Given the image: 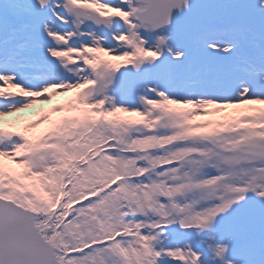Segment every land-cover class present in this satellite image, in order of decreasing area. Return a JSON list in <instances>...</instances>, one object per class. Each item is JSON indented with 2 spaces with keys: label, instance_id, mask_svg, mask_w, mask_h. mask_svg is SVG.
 Masks as SVG:
<instances>
[{
  "label": "snow or ice",
  "instance_id": "snow-or-ice-1",
  "mask_svg": "<svg viewBox=\"0 0 264 264\" xmlns=\"http://www.w3.org/2000/svg\"><path fill=\"white\" fill-rule=\"evenodd\" d=\"M0 264H264V0H0Z\"/></svg>",
  "mask_w": 264,
  "mask_h": 264
},
{
  "label": "rangeland",
  "instance_id": "rangeland-1",
  "mask_svg": "<svg viewBox=\"0 0 264 264\" xmlns=\"http://www.w3.org/2000/svg\"><path fill=\"white\" fill-rule=\"evenodd\" d=\"M63 99H65V97H63V96L56 97V98H54V102L56 100H63ZM47 107H48V105L37 104L35 108L28 109L25 112L19 114V116L29 118V119H36L41 108H47ZM7 119L14 120V119H17V117L13 116V117H8Z\"/></svg>",
  "mask_w": 264,
  "mask_h": 264
},
{
  "label": "trees",
  "instance_id": "trees-1",
  "mask_svg": "<svg viewBox=\"0 0 264 264\" xmlns=\"http://www.w3.org/2000/svg\"><path fill=\"white\" fill-rule=\"evenodd\" d=\"M41 127H43V126H42V125H41V126H39V127L37 128V131H39Z\"/></svg>",
  "mask_w": 264,
  "mask_h": 264
}]
</instances>
